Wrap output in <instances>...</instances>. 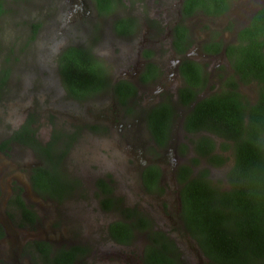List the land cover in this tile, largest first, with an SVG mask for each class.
<instances>
[{
	"label": "flooded vegetation",
	"instance_id": "flooded-vegetation-1",
	"mask_svg": "<svg viewBox=\"0 0 264 264\" xmlns=\"http://www.w3.org/2000/svg\"><path fill=\"white\" fill-rule=\"evenodd\" d=\"M46 2V7L53 6V0ZM187 3L58 0L72 38L42 71L55 79L65 97L93 106L60 122L43 114L39 121H55L44 139L37 133L35 115H25L9 129L0 125V264H152L156 255L166 256L167 264H208L181 219L177 170L187 164L194 175L196 167L204 164L210 177L214 169L229 165L230 150L222 154L228 158L223 165L208 164L193 150L192 140L198 134L185 132L182 122L197 101L231 89L233 69L227 46L235 45L238 31L264 7V0H227V8L220 13H205L198 5ZM30 28L29 39H34L38 23ZM105 37L110 39L111 55L103 60L96 56L93 45ZM69 46L89 50L97 76L106 83L97 78L83 99L68 92L60 75L59 57ZM10 72L7 66L2 71L0 96ZM234 79L241 96L254 101L256 82L240 81L236 75ZM189 92L194 100L183 104ZM169 106L170 134L161 145L149 126L152 116ZM83 130L126 136L122 154L134 168L135 203L126 204L116 194L111 173L97 172L85 182L70 172L67 158ZM209 136L215 141L214 152L220 153L222 139ZM25 157L28 162L22 164ZM193 158L199 159L197 166L192 165ZM152 170L158 174L153 184ZM220 185H227L225 177ZM73 207H93L100 216L107 215L101 218L93 238L84 236L70 216ZM150 207H156L163 218L162 228L153 224L147 212ZM13 218L24 238L17 246L12 242L2 246L8 231H13ZM161 234L173 242L174 253L165 250ZM177 238L192 244L190 262L181 257Z\"/></svg>",
	"mask_w": 264,
	"mask_h": 264
},
{
	"label": "trees",
	"instance_id": "trees-1",
	"mask_svg": "<svg viewBox=\"0 0 264 264\" xmlns=\"http://www.w3.org/2000/svg\"><path fill=\"white\" fill-rule=\"evenodd\" d=\"M193 5L205 13H220L227 8V0H188L187 6ZM226 50L233 69L231 89L197 101L184 116L182 127L189 134H198L192 140L193 150L210 165H223L228 158L222 154L230 150L227 185L213 183L205 167L192 175L190 166L180 165L181 219L208 264H264V7L238 31L235 45H228ZM59 59L64 86L74 98L83 99L99 79L94 55L69 46ZM235 75L240 81L256 82L254 101L237 91ZM99 81L106 85L103 77ZM185 95L190 97L183 104L194 100L190 92ZM159 112L152 116L149 128L163 145L170 134L172 107ZM209 135L222 139L220 153L214 152L215 141ZM198 162L193 158L192 165ZM157 175L155 170L150 172L152 184ZM161 236L165 250L174 253L173 242ZM156 257L152 264H167L166 256Z\"/></svg>",
	"mask_w": 264,
	"mask_h": 264
},
{
	"label": "rangeland",
	"instance_id": "rangeland-1",
	"mask_svg": "<svg viewBox=\"0 0 264 264\" xmlns=\"http://www.w3.org/2000/svg\"><path fill=\"white\" fill-rule=\"evenodd\" d=\"M46 4V0H0V77L6 66L11 68L4 86L5 90L0 96V125L9 129L19 123L25 115L26 117L35 115L36 130L42 139L55 126L52 118L49 121L45 119L39 121L43 118V114L52 115L60 122L68 120L71 115H81L85 107L93 106L92 103L84 105L65 97L61 94L55 79L42 71L43 67L55 57L60 47L72 38V31L66 29V15L62 13L58 0H53V6L50 4L46 7ZM32 23H38L39 28L36 38L29 39ZM93 50L98 58L108 59L111 55L110 39L102 38L93 45ZM141 100L140 97L138 102ZM135 126L140 135L139 125ZM125 138L126 136L121 134L119 137L115 132L98 134L83 130L70 149L67 167L85 182L97 172L111 173L114 177L116 194L124 203L130 204L135 203L137 186L133 165L129 160H125L122 154L125 151ZM28 159V157L22 159V164L27 163ZM199 165L196 167V173L200 168L205 167L204 164ZM229 165L222 169H214L210 177L208 176L209 179L215 180L218 183L215 184L219 185L230 168ZM164 181L168 186L166 176ZM147 210L152 216L153 224L162 228L163 218L156 207ZM70 216L84 236L89 238L97 234L101 218H107L104 214L100 216L93 207H73ZM15 225L13 218V228H11L13 231H8L9 238L2 243V246H6L9 242L17 246L23 240V232H18ZM170 232V234L174 233ZM177 242L181 257L185 262H190L192 244L180 238H177Z\"/></svg>",
	"mask_w": 264,
	"mask_h": 264
},
{
	"label": "water",
	"instance_id": "water-1",
	"mask_svg": "<svg viewBox=\"0 0 264 264\" xmlns=\"http://www.w3.org/2000/svg\"><path fill=\"white\" fill-rule=\"evenodd\" d=\"M177 127H178V123L176 124V126H175L174 129H173V132H174V133H176ZM174 135H175V134H174Z\"/></svg>",
	"mask_w": 264,
	"mask_h": 264
}]
</instances>
